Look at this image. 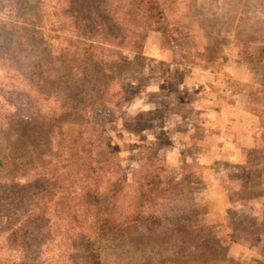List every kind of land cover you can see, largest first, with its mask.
<instances>
[{
	"label": "rangeland",
	"instance_id": "1",
	"mask_svg": "<svg viewBox=\"0 0 264 264\" xmlns=\"http://www.w3.org/2000/svg\"><path fill=\"white\" fill-rule=\"evenodd\" d=\"M50 1L55 2L45 0V5ZM157 1L164 29L149 31L141 51L105 45L112 51L106 49L110 70L104 72L114 95L87 116L113 153L101 188L120 194L112 198L133 201L141 173L148 175L147 188L159 182L171 189L172 177L184 182L185 190L205 204L204 217L221 241L219 255L201 259V247L184 254L185 245L178 246L181 232L166 222L152 233L137 230L123 240L105 241L103 264H264V54L260 60L258 51L264 46V0ZM119 30L113 32L120 35ZM65 36L49 40L55 51L60 42L68 48L73 34ZM254 147L261 150L250 153ZM249 165L251 170L245 168ZM174 202L163 203L160 211L168 206L164 212L173 214L181 206ZM79 208L78 220L39 223L44 227L35 235L41 243L56 236L50 244L59 240L64 251L63 239L76 237L71 251L48 264H88L78 249L84 238L91 240L92 228L81 225L86 213ZM13 220L14 230L2 237L9 255L19 254L17 242L35 229L19 208ZM50 244L36 264L51 258Z\"/></svg>",
	"mask_w": 264,
	"mask_h": 264
},
{
	"label": "trees",
	"instance_id": "2",
	"mask_svg": "<svg viewBox=\"0 0 264 264\" xmlns=\"http://www.w3.org/2000/svg\"><path fill=\"white\" fill-rule=\"evenodd\" d=\"M0 10L6 11L0 16V264H36L56 241L53 236L41 243L35 235L44 227L42 219L50 225L78 220L79 207L86 213L81 225L92 228L91 240L84 238L78 249L88 264H103L105 241L123 240L137 230L152 233L166 222L181 232L183 244L178 246L185 245L184 254L201 247V259L219 255L221 241L204 217L205 204L185 190L184 182L172 177L171 189L159 182L147 188L148 175L141 173L130 195L133 201L112 198L120 194L101 188L113 153L101 144L87 116L114 95L104 72L110 70L111 55L105 45L141 51L149 31L164 29L158 1L55 0L45 5V0H0ZM115 28L122 29L120 35ZM65 32L73 34L68 48L60 42L55 51L49 40L60 41ZM258 51L261 60L264 46ZM174 200L181 206L173 214L164 212L168 206L160 211ZM127 207L130 212L124 211ZM18 208L35 229L25 242H17L19 254L9 255L2 237L14 230ZM75 239H63L68 244L64 251L59 240L52 242L51 258L39 264L62 258Z\"/></svg>",
	"mask_w": 264,
	"mask_h": 264
}]
</instances>
